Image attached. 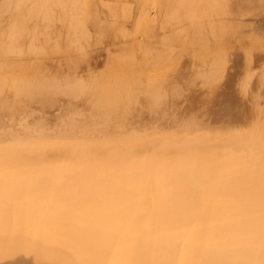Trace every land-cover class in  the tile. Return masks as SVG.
I'll use <instances>...</instances> for the list:
<instances>
[{
	"label": "bare ground",
	"instance_id": "6f19581e",
	"mask_svg": "<svg viewBox=\"0 0 264 264\" xmlns=\"http://www.w3.org/2000/svg\"><path fill=\"white\" fill-rule=\"evenodd\" d=\"M156 1L159 18L199 31L223 12L218 0ZM23 32L9 30L5 54L22 55ZM156 51L142 54L151 74ZM113 58L106 79L0 61V264H264L259 111L213 109L215 95L189 109L200 72L145 84L121 72L133 57Z\"/></svg>",
	"mask_w": 264,
	"mask_h": 264
},
{
	"label": "rangeland",
	"instance_id": "374dc122",
	"mask_svg": "<svg viewBox=\"0 0 264 264\" xmlns=\"http://www.w3.org/2000/svg\"><path fill=\"white\" fill-rule=\"evenodd\" d=\"M12 1L0 0V61L22 62L31 67V76L61 78L82 73L106 79L119 69H111L113 57L127 55L136 63L121 72L132 76V81L148 84L154 81L149 75L164 70L171 83L182 85L200 72V81L194 80L192 92L180 105L193 109L208 104L215 95L213 109L231 100L242 111L253 110L255 115L259 111L258 116L264 118V0H218L223 12L211 13L209 21H201L200 31L183 20L169 24L159 18L156 0H18L23 1L19 10ZM138 14H146L148 23L137 20ZM224 22L225 31L220 28ZM12 25L22 26L25 32L20 38L22 55L4 53ZM214 25L215 33L219 28L224 33L219 41V34L216 38L210 30ZM145 49L161 54L157 57L164 62L160 72L150 73L142 57ZM211 52L221 57L205 58Z\"/></svg>",
	"mask_w": 264,
	"mask_h": 264
}]
</instances>
